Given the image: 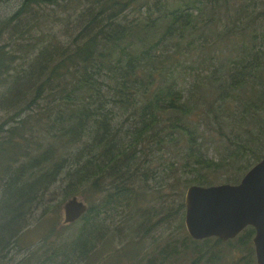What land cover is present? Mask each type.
I'll return each instance as SVG.
<instances>
[{
    "label": "trees",
    "instance_id": "1",
    "mask_svg": "<svg viewBox=\"0 0 264 264\" xmlns=\"http://www.w3.org/2000/svg\"><path fill=\"white\" fill-rule=\"evenodd\" d=\"M42 3L53 7L40 15L33 8ZM59 8L66 12L58 20L66 26L67 42L53 33L17 71L11 66L17 57L0 45L5 87L0 107L10 112L9 121L19 122L0 140V263L62 177L65 201L84 191L103 194L80 218L84 224L75 237L58 240L59 233L53 232L39 246L49 264H79L113 233L149 232L138 224H115L119 209L126 217L134 212L138 181L157 177L155 169L140 167L147 155L144 145L164 153L165 146L184 136L181 164L196 173L186 179L191 185L239 183L264 157V0H81L80 7L77 0H24L0 24L3 31L12 28V36L24 38L41 17H52ZM183 74L193 78L188 89ZM229 102L238 106L229 108ZM120 111L123 120L118 122ZM194 114L202 121L188 118ZM43 121L53 138L64 141L66 155L56 141L39 135L46 131ZM212 128L227 137L216 146L217 153L210 152L216 140L205 135ZM3 161L9 163L4 167ZM228 167L235 171L224 182L204 174ZM11 199L19 206L7 212ZM184 209L181 200L178 207L163 205L160 211L134 216L148 222ZM254 235L248 226L227 241L189 236L157 253L163 259L194 253L192 264H202L207 251L201 244L213 256L217 246H247Z\"/></svg>",
    "mask_w": 264,
    "mask_h": 264
},
{
    "label": "rangeland",
    "instance_id": "2",
    "mask_svg": "<svg viewBox=\"0 0 264 264\" xmlns=\"http://www.w3.org/2000/svg\"><path fill=\"white\" fill-rule=\"evenodd\" d=\"M23 2L24 0H0V23L13 15L21 7ZM77 5L80 7L81 0H77ZM52 7L51 5L49 7L45 3H42L35 6L33 10L36 9L39 11L40 15H43V11L51 9ZM58 15L59 19L64 18L66 12L59 8L52 17H41L39 23L36 22L38 24L37 27L31 31V34H24V38L21 36H12V28L3 31L2 27L4 26L0 24V45L3 46L4 51L13 52L15 57H17L11 64L12 67L17 68L15 71L26 66V60L32 58L34 53L52 38L53 33L62 35L60 39L64 40V42L69 40V37L63 34L66 26L61 20H58ZM223 50L225 52L226 47ZM183 76H185V87L188 89L190 87L189 83L193 78L186 74H183ZM4 91L5 87L0 83V93ZM45 100L47 99L43 101ZM236 106H238L236 102L228 103L229 108L234 109ZM204 109H207L206 105L202 110ZM9 114V111L0 107V124H3V130L0 131V140L4 139L8 128L19 124L18 121H9ZM20 117L22 116L20 115ZM188 118L194 121H202V116L200 114H194ZM122 120L123 116L120 111L118 122ZM247 120L250 121L249 119ZM252 123L257 127L256 122ZM43 125L46 131L39 130V135L41 137L47 136L52 142L56 141L60 152L66 155L65 148L67 146L64 141L53 138V133L48 130L49 127L45 121H43ZM240 130L239 125L238 131ZM205 135L207 138L212 137L216 140V142L211 144L212 149H210V152L212 153H217L215 149L216 146L221 144L224 140L226 141L227 138L223 137L213 128L208 129ZM247 136L245 130H243L242 137ZM230 144L234 146V144ZM144 147L147 149V155L143 156L145 157L143 158L144 162H142L140 167H144V169L147 167L148 170L146 169L145 171L149 172L155 169L157 177L147 182L142 180L138 181V200H135L133 211L136 213L138 211H145L146 213L149 209L152 211H160L163 205L169 208L178 207L180 201H184L186 190L188 186L191 185L186 179L196 175L195 172L181 164L185 161V157H183L186 148L184 145V136H180L179 143H172L165 146L164 153H162L160 149H156V147L153 148L152 144H150V146L144 145ZM77 148L78 147L73 148V154L76 152ZM8 163V161H3L2 165L5 167ZM172 163H174V165ZM2 170L3 167L0 165V172H3ZM234 171L235 169H233V167H228L218 171L210 169L204 172V174L216 179L215 181L224 182L226 177ZM178 178H180V182L177 186ZM64 186L65 180L64 177H62L61 180L54 184L45 194L43 203L34 211V214L31 215L33 217L30 219L28 227H24L22 233L17 237L15 242L14 239L11 241L12 250L9 249L0 264H49L47 261H44V252L42 248L39 247L44 244L45 238L52 235L51 233L53 232L59 233L57 237L58 240L64 237L72 238L78 234L80 228L84 224L83 219L71 224L64 223ZM2 196L3 186L0 184V200ZM78 196L90 207L92 204H97L101 200L103 194L96 191H84ZM9 205H11V207L7 209V212L19 206L15 203V199H11ZM1 206L0 201V210ZM156 206L157 208L155 209ZM46 207H48V210L44 216H42ZM118 212L119 215L116 216L115 224L120 226L138 224L142 229L148 228L149 232L145 236L136 235L135 233L128 235H115L113 233L97 244L98 247L94 253H92L86 261L79 264H192L193 259L196 257L194 253L182 252L179 256L175 255L170 259L167 257L163 259L162 254L160 252L157 253L159 249L170 251L171 247L175 246L176 239L183 242L185 238L190 236L185 226V209L178 215L166 218L161 217L162 215L155 218L150 217L148 218V222H146V218L143 215L139 216L136 214L134 216L135 213L131 212L126 217V211L124 209H119ZM121 221H123V224L120 223ZM17 222L18 221L14 222L12 225L15 226ZM139 222H143V224ZM9 233L8 229L3 232V235L7 236ZM53 237H55V235H53ZM52 240L56 239L53 238ZM13 242L14 247H12ZM1 244L2 243H0V246ZM201 245V248L207 251L205 260L202 264H257L253 241L250 245H238V247L235 248L229 245H223L222 247L221 245L217 246L213 252V256H210L206 243ZM183 250L184 248H182V251ZM25 257H28V259L25 260Z\"/></svg>",
    "mask_w": 264,
    "mask_h": 264
},
{
    "label": "water",
    "instance_id": "3",
    "mask_svg": "<svg viewBox=\"0 0 264 264\" xmlns=\"http://www.w3.org/2000/svg\"><path fill=\"white\" fill-rule=\"evenodd\" d=\"M185 226L193 239L237 237L246 227L255 229L257 264H264V157L236 184L190 185L185 193ZM89 205L75 195L64 204V223L80 219Z\"/></svg>",
    "mask_w": 264,
    "mask_h": 264
}]
</instances>
